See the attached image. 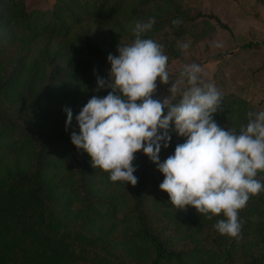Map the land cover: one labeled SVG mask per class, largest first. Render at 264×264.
I'll use <instances>...</instances> for the list:
<instances>
[{
  "label": "trees",
  "instance_id": "16d2710c",
  "mask_svg": "<svg viewBox=\"0 0 264 264\" xmlns=\"http://www.w3.org/2000/svg\"><path fill=\"white\" fill-rule=\"evenodd\" d=\"M187 11L179 0H55L43 10L0 0V264H264V192L239 211L241 234L232 238L214 228L223 213L176 209L142 151L133 186L111 181L71 142L82 107L112 91H96L97 76L108 78L107 56L135 39L137 21L155 18L143 38L163 45L168 60L202 16L230 31L214 14ZM221 109L213 115L224 130L259 112L232 93H222ZM170 135L161 162L185 140Z\"/></svg>",
  "mask_w": 264,
  "mask_h": 264
},
{
  "label": "clouds",
  "instance_id": "9594fccd",
  "mask_svg": "<svg viewBox=\"0 0 264 264\" xmlns=\"http://www.w3.org/2000/svg\"><path fill=\"white\" fill-rule=\"evenodd\" d=\"M154 23V17L137 21L131 29L135 39L120 44L119 55L107 56L108 78L97 76L96 91H112L93 95L82 107L75 117L79 134L73 131L71 142L90 156L94 168L110 173L111 181L133 186L138 183L135 153L142 151L163 174L159 188L176 209L193 206L207 219L223 213L226 219L214 228L238 238L243 225L239 211L250 197L264 192V182L257 179L258 172H264V111L249 112L248 123L238 130L221 128L213 114L222 110V93L214 84L201 83L202 68L195 63L184 65L179 80H170L163 45L143 38ZM180 47L187 50L189 44ZM158 79L166 85L171 81L170 96L153 98ZM185 79L189 87L173 103ZM64 111L67 130L73 112ZM171 131L185 140L161 162L159 153L169 146Z\"/></svg>",
  "mask_w": 264,
  "mask_h": 264
},
{
  "label": "rangeland",
  "instance_id": "374dc122",
  "mask_svg": "<svg viewBox=\"0 0 264 264\" xmlns=\"http://www.w3.org/2000/svg\"><path fill=\"white\" fill-rule=\"evenodd\" d=\"M32 1L34 0H29V4L26 5L28 10L41 9L37 8V5L32 3ZM213 1L206 2L203 0L202 9V1L179 0L184 8H188L187 12L190 15L195 14L199 10L204 14H214L220 21L229 26L230 31L220 27L212 17L202 16L196 19L193 22V35L182 36L176 41L175 45L179 50V55L168 60L167 69L170 80L172 82L179 80L184 65L195 63L202 68L200 74L202 84H214L221 93H232L247 99L252 104L253 101L257 103L260 100L259 104L263 101L260 111H264V78L261 81V92L259 94H252L246 88V84H249V77L264 68L263 32L259 31L257 35L252 30L251 24V30L244 31L239 29V25L241 23L246 24L248 19L251 21V17H243L240 15L241 13L239 16L235 14V16L231 17L219 14L217 5ZM260 35H263V37H259ZM184 43L189 44L187 50H183L180 47ZM217 44L222 46L217 47ZM171 81L166 85L160 83L159 79L157 80V90L154 94L156 99L167 95L170 96L168 89L171 86ZM179 87L180 93L178 95L181 96L182 92L189 87L186 79ZM253 105L256 107L257 104ZM161 151L165 155L171 154V151H168L167 148L162 147Z\"/></svg>",
  "mask_w": 264,
  "mask_h": 264
},
{
  "label": "crops",
  "instance_id": "0c3cea01",
  "mask_svg": "<svg viewBox=\"0 0 264 264\" xmlns=\"http://www.w3.org/2000/svg\"><path fill=\"white\" fill-rule=\"evenodd\" d=\"M29 0H26V5L29 4ZM55 0H34L32 3L37 5V8L46 9L50 8L54 4ZM198 2L202 1L201 8L203 9V0H196ZM210 1V0H204ZM215 1V2H214ZM214 4L217 5L218 13L224 16H239V14L243 17H251V21L248 19L246 24L241 23L239 25V29L247 31L251 30L250 24L252 25V30L255 31L258 35L259 31L263 32L264 35V7L257 0H214ZM225 2V3H222ZM49 3V4H48ZM228 7H230L228 9ZM257 17V18H254ZM239 23V22H238ZM238 28V27H237ZM263 35L259 37H263ZM249 84H246V88L252 94H259L261 92V81L264 78V68L259 72H255L252 74V77H249ZM252 78V79H251ZM264 98V97H263ZM250 99V98H249ZM253 100V99H251ZM260 101V100H259ZM257 103L256 107L260 111L262 109L261 104Z\"/></svg>",
  "mask_w": 264,
  "mask_h": 264
}]
</instances>
